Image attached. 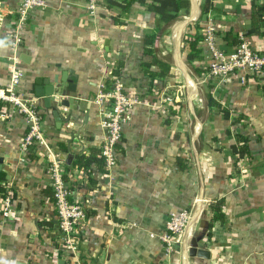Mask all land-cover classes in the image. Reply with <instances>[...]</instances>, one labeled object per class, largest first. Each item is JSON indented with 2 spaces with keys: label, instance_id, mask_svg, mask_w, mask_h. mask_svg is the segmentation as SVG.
Wrapping results in <instances>:
<instances>
[{
  "label": "crops",
  "instance_id": "obj_1",
  "mask_svg": "<svg viewBox=\"0 0 264 264\" xmlns=\"http://www.w3.org/2000/svg\"><path fill=\"white\" fill-rule=\"evenodd\" d=\"M105 1L92 16L88 0H45L44 8L30 12L21 32L19 93L34 101L48 147L21 162L24 116L0 104V114L7 115L0 119V177L15 197L5 222L0 195V264H264V78L247 85L240 75L212 79L203 40L196 60L188 59L185 44L188 34L203 36L207 22L214 21L219 48L234 53L238 45L228 44L226 36L239 40L244 34L264 56V24L249 33L252 0H215L205 15L204 0H191L190 13L159 35L155 53L170 64L172 76L153 83L142 63L148 59L144 39L155 19L138 4L125 13L119 6L108 9ZM20 2L0 0V86L10 79L6 67L15 51L7 33L16 25ZM116 77L127 99L137 103L129 108L115 164L105 174L94 171L93 186L84 170L68 166L101 148L109 108L97 99ZM57 78L77 84L74 103L67 83L54 85ZM38 79L60 87L52 98L60 121L44 98L35 96ZM239 134L249 137L250 152L242 157L233 149ZM52 157L60 161L63 176L70 173L72 199L88 213L75 255L59 247L58 214L48 195ZM218 201H224L223 223L213 221ZM184 209L192 211L191 226L167 257L159 236L170 214ZM195 244L210 258L191 256Z\"/></svg>",
  "mask_w": 264,
  "mask_h": 264
},
{
  "label": "built area",
  "instance_id": "obj_2",
  "mask_svg": "<svg viewBox=\"0 0 264 264\" xmlns=\"http://www.w3.org/2000/svg\"><path fill=\"white\" fill-rule=\"evenodd\" d=\"M100 1L88 0L90 15L96 14ZM45 6V0H21L15 10L16 25L7 33L10 46L15 54L9 59L6 67L10 75L9 82L5 86H0V104L10 106L13 112L24 116L28 132L20 142L21 162H26L28 155L35 153L40 146L48 147L43 130V120L34 101L19 93V86L24 75L19 69L20 57L18 54L22 41L21 32L30 12ZM217 29L218 26L214 21L207 22L204 29L202 47L206 49L210 59L208 76L218 81H225L234 75H240L239 80L242 85H247L250 80L263 79L264 56L254 50L245 35L239 36V44L235 52L227 54L217 45ZM167 100L171 101L172 99ZM97 102L99 106L109 108L104 114L103 127L106 137L101 145V153L105 157L109 169L115 164L116 145L122 140L124 126L130 120L129 108L137 101L127 99L124 93V83L120 77H116L111 87H102ZM6 118L5 113L0 114L1 121H5ZM59 162L52 157L47 175L50 180L49 185L54 193V206L58 214L60 248L66 254L75 255L78 252L79 232L87 224L88 214L79 201L72 199L70 186L63 179L64 172L62 173L63 170L60 169ZM0 195L2 196L1 217L6 222L11 218L14 209L12 186H6L5 191ZM192 218V211L187 209L170 214L163 233L159 236V240L164 245L163 252L167 257L173 254L176 245L181 244L185 232L191 226Z\"/></svg>",
  "mask_w": 264,
  "mask_h": 264
},
{
  "label": "trees",
  "instance_id": "obj_3",
  "mask_svg": "<svg viewBox=\"0 0 264 264\" xmlns=\"http://www.w3.org/2000/svg\"><path fill=\"white\" fill-rule=\"evenodd\" d=\"M215 0H204L202 6L203 15L208 14L211 10L214 9ZM134 4H138L141 7L145 8L146 12L155 19V26L151 33H148L144 39V52L143 57L148 58L142 63L143 73L151 78L152 83L155 80H162L167 77L172 76L171 66L166 61L161 60L156 56L155 53V45L159 39V35L165 33L173 23L178 21L183 15H188L191 10V0H106L105 6L108 9H111L115 6H119L123 12L129 13L133 8ZM253 6V28L249 31L258 32L259 31V23L264 24V4H259L258 0H252ZM115 21L117 19L115 18ZM204 39V36H191L187 35L185 38V44L188 47V59L196 60L201 57L202 50L200 48V42ZM225 41L228 44L238 45L239 40L235 39L232 34L227 35ZM226 52V51H225ZM227 53V52H226ZM229 54V53H227ZM158 70H154L156 68ZM118 74V72H115ZM120 75V74H119ZM211 104H215L211 102ZM1 107V105H0ZM2 108V107H1ZM222 112L228 117V111L221 107ZM28 132V129H27ZM27 134V133H26ZM62 151H66L64 145L59 143L58 145ZM116 145V150H117ZM234 151L240 156H244L245 154H249V137L244 135H238V145L233 147ZM71 166H68V170L72 167H75L79 170H84L87 173V176L90 178L91 185L95 186L97 184V180L93 179L91 176L94 171L105 174L107 172L106 159L101 153V148H93L91 150V154L89 156L81 155L78 156L75 161H73ZM65 173L63 179L68 183L69 172ZM5 178L0 177V192H4L6 189V185L2 184ZM77 184L73 183L72 188L74 189ZM48 195L52 196L53 203L55 202L53 191H49ZM15 199V197L13 196ZM224 201H218L213 205V212L215 213L213 221H219L223 223L225 220L223 210ZM88 214V213H87ZM59 233V229H58ZM59 242V240H58ZM61 243H59V247Z\"/></svg>",
  "mask_w": 264,
  "mask_h": 264
},
{
  "label": "water",
  "instance_id": "obj_4",
  "mask_svg": "<svg viewBox=\"0 0 264 264\" xmlns=\"http://www.w3.org/2000/svg\"><path fill=\"white\" fill-rule=\"evenodd\" d=\"M248 25H250V22L247 23ZM37 86L35 87V96L38 98H44V103H45V107L47 109H52L54 111V115L57 118V120H61L59 118V112L57 110V106H53L52 103V98H54L57 94V90L60 89V87H54L53 85H49V80H42V79H38L36 81ZM48 83V87H44V85ZM54 85H58V83H67L68 86L66 88L67 91L71 92V100L70 102L74 103V99L77 98V84L75 82L70 83L68 80H65L64 78L61 80H59V78H57L54 82ZM64 102V103H63ZM66 101H61L62 105H65ZM61 161L65 162V157H63V155L60 157ZM191 256L193 257H201V258H206L209 259L210 255L207 251L204 250H199L195 245H192L191 247Z\"/></svg>",
  "mask_w": 264,
  "mask_h": 264
}]
</instances>
